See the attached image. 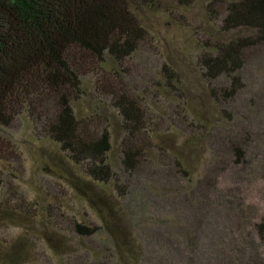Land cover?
Returning a JSON list of instances; mask_svg holds the SVG:
<instances>
[{"label": "trees", "instance_id": "1", "mask_svg": "<svg viewBox=\"0 0 264 264\" xmlns=\"http://www.w3.org/2000/svg\"><path fill=\"white\" fill-rule=\"evenodd\" d=\"M196 1L0 0V133L25 115L36 137L58 153V163H44L43 168L65 179L101 222L98 228L72 220L68 230L62 228L66 215L61 203L42 192L33 203L0 200V228H22L17 240L0 241V264L33 262V237L41 239L56 258L82 264L80 241L95 235L104 245L84 246L86 256L92 258L89 264H109V260L139 264L146 251L157 264H189L159 226L167 206L183 214L177 206L184 200L190 201L198 226V218L207 221L208 202L215 196L209 191L217 184L208 176L191 189L194 181L185 151L204 148L205 136L216 127L201 111L190 122L194 130L174 139L176 125L163 130L160 122L149 120L138 99L147 92H138L132 78L136 80L142 71L124 63L154 37L156 19L164 16L177 22L175 12L188 10ZM215 4L212 0L205 6V15L208 24H219L218 34L251 33L219 47L212 42L200 44L203 51L195 59L218 118H230L224 105L239 92L234 81L249 52L264 47V0L225 2L221 12ZM173 72L165 63L159 71L161 81ZM219 79H231V83L217 84ZM161 81L151 77L146 82L153 83V94L170 96L168 84ZM174 107L179 109V103ZM187 108H191L189 101L180 109ZM164 111L167 121L179 115L173 109ZM254 129H250L252 136L245 128L242 134L236 130L213 138L239 164L245 161L249 146L264 156L259 150L264 147V127L258 123ZM5 150L7 143L0 135L1 161L7 160ZM61 170L71 172L64 176ZM257 231L264 235V216ZM247 251L239 248L237 264H264Z\"/></svg>", "mask_w": 264, "mask_h": 264}, {"label": "rangeland", "instance_id": "2", "mask_svg": "<svg viewBox=\"0 0 264 264\" xmlns=\"http://www.w3.org/2000/svg\"><path fill=\"white\" fill-rule=\"evenodd\" d=\"M210 1L212 0H197L188 10L175 12L177 22L174 23L169 21V18L160 16L152 28L155 31L154 37L143 45L140 53L127 59L124 65L142 71L139 73L140 76H136V80L132 78L138 92L141 90L147 92L142 96L139 95L138 99H141L140 102L146 109L149 120L160 122L163 130L170 125H176L178 136L174 139L183 138L182 133L188 134L190 128L194 130L195 127L191 126L190 122L201 111L206 112L216 127L212 134L205 136L208 143L204 148L201 150L190 148L185 151L189 156L187 168L193 175L194 181V187L191 189L197 186L198 181L208 176L214 181L213 184H217L214 190L209 191L215 196H212L208 202L210 210L207 221L198 218L197 220L200 221L198 226L193 219L194 209L192 205L190 206V201L184 200L177 206L183 214H176L175 210L167 206L168 213L161 218L163 221L159 226L160 230L176 244V248L189 264L230 262L237 264L241 260L237 254L239 248H246L247 252H253L258 259L264 260V235L257 231V225L264 216V156H260L256 147L249 146L245 161L236 164V158L231 155L227 147L218 148V145L221 146L213 138L236 130L237 133L242 134L245 128L250 131L247 130L246 134L252 136L251 128L254 131L258 123L264 127V47L259 46L249 52V60L240 71V77L234 81L239 92L232 102L224 105L230 118L226 115V118H218V110L208 96L195 65L197 55L203 51L200 44L212 42L219 47L230 39L247 37L251 33L235 31L228 36L218 34L219 24H208L205 15V6ZM229 1L233 0H215L216 9L221 12L224 3ZM168 53L170 59L167 58ZM165 63L169 69L170 67L175 69L176 73L173 72L170 78H163L161 81L162 76L159 71ZM151 77L154 81L159 78V81L163 82L162 85L168 84L170 96L162 92L153 94L155 90L153 83L146 82ZM223 82L229 86L231 79L229 81L219 79L217 84ZM185 101L190 102L191 108L183 111L180 108H184ZM178 103L179 109L174 107ZM166 109L176 110L179 115L167 121L164 117ZM161 114L164 118L160 117ZM0 135L7 143V150L3 154L7 160H0V200L11 198L12 201L19 202L24 199L27 203H33L36 195L42 192L61 203L60 208L66 215L62 228L68 230L69 222L72 220L85 221L87 224L90 222L98 228L101 226L99 218L88 202L78 197L65 179L46 172L43 168L44 163L55 165L59 160L58 153L52 145L43 143L36 137L25 115L19 117L12 128ZM112 138L115 146V136ZM236 143L239 145L241 142L236 141ZM259 150L264 154V147H260ZM211 162L215 163V167L210 166ZM61 172L66 176L71 171L61 170ZM21 235L20 227L0 228L2 242H13ZM32 240L35 259L28 264H79L77 260L73 262L67 258H56L41 239L33 237ZM80 242L82 250L79 253H82L85 259L82 264H89L92 261L90 256H86L84 246L104 245L97 235ZM145 253L139 264H157L151 260V252ZM109 262V264H120L110 260Z\"/></svg>", "mask_w": 264, "mask_h": 264}]
</instances>
